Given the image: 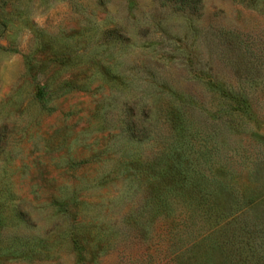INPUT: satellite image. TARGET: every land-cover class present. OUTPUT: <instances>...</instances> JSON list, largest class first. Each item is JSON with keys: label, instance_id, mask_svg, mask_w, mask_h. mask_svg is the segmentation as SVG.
<instances>
[{"label": "rangeland", "instance_id": "1", "mask_svg": "<svg viewBox=\"0 0 264 264\" xmlns=\"http://www.w3.org/2000/svg\"><path fill=\"white\" fill-rule=\"evenodd\" d=\"M0 0V264H264V0Z\"/></svg>", "mask_w": 264, "mask_h": 264}, {"label": "trees", "instance_id": "2", "mask_svg": "<svg viewBox=\"0 0 264 264\" xmlns=\"http://www.w3.org/2000/svg\"><path fill=\"white\" fill-rule=\"evenodd\" d=\"M182 6H186L188 8H192L196 10L198 8V0H180Z\"/></svg>", "mask_w": 264, "mask_h": 264}]
</instances>
